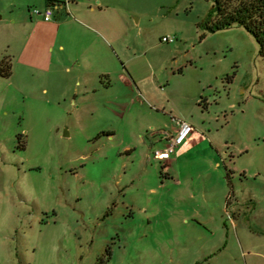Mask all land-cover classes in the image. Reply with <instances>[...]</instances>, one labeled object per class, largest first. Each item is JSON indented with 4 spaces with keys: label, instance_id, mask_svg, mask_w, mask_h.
<instances>
[{
    "label": "rangeland",
    "instance_id": "rangeland-1",
    "mask_svg": "<svg viewBox=\"0 0 264 264\" xmlns=\"http://www.w3.org/2000/svg\"><path fill=\"white\" fill-rule=\"evenodd\" d=\"M11 1L0 0V63L11 64L0 75V264H264L254 37L209 31L210 0H102L113 60L99 52L113 74L82 99L93 75L73 65L78 53L26 40ZM170 114L208 141L164 168L150 146Z\"/></svg>",
    "mask_w": 264,
    "mask_h": 264
},
{
    "label": "crops",
    "instance_id": "crops-1",
    "mask_svg": "<svg viewBox=\"0 0 264 264\" xmlns=\"http://www.w3.org/2000/svg\"><path fill=\"white\" fill-rule=\"evenodd\" d=\"M50 1H57L59 4V7L54 11L52 21L45 22L30 17V8L36 7L43 9L50 4ZM67 1L68 10L60 5V3H66ZM9 7L11 22L18 28L25 30L26 40L29 42L31 40L33 44L40 43L52 51L54 48L58 49L61 53L68 50L70 46L75 49L78 56L77 62L73 63V65L78 68L82 67V78H85L84 76L87 71L93 75L89 83L86 78L85 80L82 79V99L87 96L89 90L96 91L98 89L97 85L102 88H107L104 85L103 77H111L113 71L102 68L103 66H107L108 63L106 64V58L103 60L104 58L101 57L99 46L106 49L108 53L109 51L111 52V57L109 59V62H111L114 53L110 45H112L114 33L110 23H108L109 21L103 22L99 18L100 14L104 12L102 0H15L11 1ZM108 8H111L109 4L106 6V9ZM82 19L90 24H86ZM97 29L103 30V33L99 32ZM64 60L65 59L61 56L60 61L64 62ZM119 80L118 77L115 78V81ZM164 101L169 103L168 99ZM197 102L199 104L204 103L206 107L208 106L207 99L203 101L198 99ZM184 120L188 122V120ZM173 123L170 131L162 130L159 132L160 137L157 139L155 138L153 141L150 146L154 151L152 153L153 156L156 151L165 149L168 145L170 136L174 134L177 128L175 122ZM194 130L195 134L188 139L186 144L181 147L176 154L171 156L172 159L169 160V164L188 154L195 147L202 146L203 142L208 141L207 137L206 139H200L198 134L201 132L197 131L195 128Z\"/></svg>",
    "mask_w": 264,
    "mask_h": 264
},
{
    "label": "trees",
    "instance_id": "trees-1",
    "mask_svg": "<svg viewBox=\"0 0 264 264\" xmlns=\"http://www.w3.org/2000/svg\"><path fill=\"white\" fill-rule=\"evenodd\" d=\"M212 9L208 14L207 28L211 32L233 26L243 27L256 40L259 52L264 56V0H210ZM57 1H50V4ZM11 64L0 63V75L10 76ZM202 101V100H201ZM19 147H25L21 135L17 136ZM108 256L109 252L107 251Z\"/></svg>",
    "mask_w": 264,
    "mask_h": 264
},
{
    "label": "built area",
    "instance_id": "built-area-1",
    "mask_svg": "<svg viewBox=\"0 0 264 264\" xmlns=\"http://www.w3.org/2000/svg\"><path fill=\"white\" fill-rule=\"evenodd\" d=\"M68 1L66 3H60L61 6L65 7L68 10ZM59 7L58 3L48 5L47 7L40 8H30L29 15L34 19H40L45 22H50L53 20L54 11ZM163 41L171 42L173 38L164 37ZM172 121L175 122L177 128L173 135L170 136L168 145L165 149L158 150L154 153V156L161 161H165L163 164L164 168H168L169 160L171 156L176 154L178 150L183 147L188 139H190L194 134V127L187 121L179 119L176 116L170 114ZM200 139H206V136L202 133L198 134Z\"/></svg>",
    "mask_w": 264,
    "mask_h": 264
}]
</instances>
